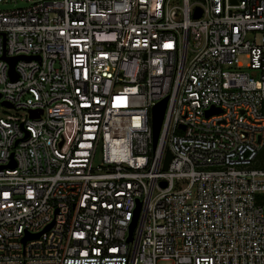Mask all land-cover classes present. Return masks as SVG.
Returning a JSON list of instances; mask_svg holds the SVG:
<instances>
[{"label": "built area", "instance_id": "2783aa9c", "mask_svg": "<svg viewBox=\"0 0 264 264\" xmlns=\"http://www.w3.org/2000/svg\"><path fill=\"white\" fill-rule=\"evenodd\" d=\"M21 1L0 264H264V0Z\"/></svg>", "mask_w": 264, "mask_h": 264}, {"label": "water", "instance_id": "95a60500", "mask_svg": "<svg viewBox=\"0 0 264 264\" xmlns=\"http://www.w3.org/2000/svg\"><path fill=\"white\" fill-rule=\"evenodd\" d=\"M198 15H199V11L195 14V16L197 17ZM2 58H4L9 64V75H10L11 79H16V77H17V75L14 72V64L18 59H23V60H31L32 58L38 59V57L24 56V55H18L15 57H4V56H2ZM166 100H167V97L163 98L158 103H156L151 110V126H152L153 147L155 146L158 135H159V130H160V126H161V122H162V118H163V113L165 110ZM216 111H218V110L217 109H210L207 111V114H210V113L216 112ZM38 113L32 112L31 116L35 117L38 115ZM25 136H27V133ZM170 158H171L170 152L166 151L165 156H164V161H163V168L164 169L167 167V164H168ZM162 185L164 186L165 183L162 182ZM137 209H138V207H137ZM133 226H134V224H132L131 228ZM37 235L38 234H35V237Z\"/></svg>", "mask_w": 264, "mask_h": 264}, {"label": "rangeland", "instance_id": "374dc122", "mask_svg": "<svg viewBox=\"0 0 264 264\" xmlns=\"http://www.w3.org/2000/svg\"><path fill=\"white\" fill-rule=\"evenodd\" d=\"M26 6V3L21 0H2L0 2V9L11 10ZM99 157L96 158L98 160Z\"/></svg>", "mask_w": 264, "mask_h": 264}]
</instances>
